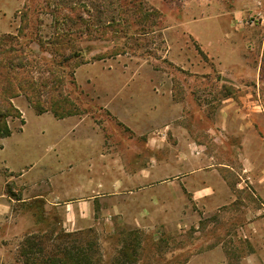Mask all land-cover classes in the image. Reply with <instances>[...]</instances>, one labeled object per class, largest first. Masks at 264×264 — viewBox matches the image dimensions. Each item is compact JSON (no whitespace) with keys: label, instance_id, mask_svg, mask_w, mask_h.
Returning a JSON list of instances; mask_svg holds the SVG:
<instances>
[{"label":"rangeland","instance_id":"374dc122","mask_svg":"<svg viewBox=\"0 0 264 264\" xmlns=\"http://www.w3.org/2000/svg\"><path fill=\"white\" fill-rule=\"evenodd\" d=\"M198 1L241 11L233 41L224 33L200 41L211 54L176 32L183 6ZM112 16L116 23L103 27ZM121 28L131 29L128 39ZM58 31H72L76 41L66 56L47 52ZM9 33L44 58L37 79L55 71L59 82L41 89L44 106L71 110L64 118L77 115L82 127L105 134L104 161L74 169L72 182L55 177L51 184L62 198L94 189L102 195L91 224L72 237L95 264H264V211L253 209L264 202L256 191L264 185V149L241 144L247 120L232 115L249 113L256 118L250 128L264 137V0H24ZM112 64L152 77V92L139 89L104 108L92 81L108 78L100 69ZM8 175L0 168V264H27L34 241L48 251L67 240L66 208L19 201L33 192Z\"/></svg>","mask_w":264,"mask_h":264},{"label":"crops","instance_id":"0c3cea01","mask_svg":"<svg viewBox=\"0 0 264 264\" xmlns=\"http://www.w3.org/2000/svg\"><path fill=\"white\" fill-rule=\"evenodd\" d=\"M23 3L24 0H0V34L9 33L14 15L23 6ZM201 3L198 1L197 5L196 3H187L183 6L176 20V26L179 27V31L176 32H181L182 35L197 41L206 52H209L208 49L200 42L204 39L210 38L216 41L224 33L223 40L233 41L237 34L235 27L241 16V11L225 9L224 12H217L216 9H211V6H203ZM222 20L226 22L224 23ZM221 22L226 25L222 30ZM170 29L172 26H167L164 29L167 39L170 38L172 32ZM170 48L171 46L169 50ZM209 53L211 54V52ZM119 67L120 69L117 70L116 68ZM85 70L83 69V72ZM100 70H107L108 78H105L104 81L97 77L93 78L92 83L95 86L92 88L96 91L97 102L104 108L121 103L122 99L138 96L139 89L147 91L150 86V92L153 90V78L141 75L138 70L128 69L121 64H112ZM116 71L117 74H113ZM86 83L90 86V80H86ZM122 89H127V92ZM14 104L21 111V117L11 119L12 134L0 138V168L9 173L8 180L14 179L19 184L24 183L33 192L31 196H28V199L19 198V201L42 199L45 209L47 206H51V208L63 206L66 208L65 227L67 230L74 232L85 229L83 225H90L93 219L95 200L102 198L99 190L94 189L93 193L78 196L71 193V195H64L62 198L58 196L60 189L51 187V184L53 185L55 177L60 178L63 183H66L68 179L72 182L71 172L74 169L86 166L90 162L104 161L105 134L97 128L82 127L83 121L77 115L59 118L50 111L37 113L23 95L15 98ZM142 110L147 112L146 108ZM28 113L33 119V127H28L26 117ZM232 115L237 118L240 116V120H247V123H242L243 128L239 129L243 132L241 144L250 146L257 142L258 146L264 149V137L260 129L250 128L255 122L251 121L256 118L243 112ZM93 182L99 185L106 181L105 179H93ZM113 183L116 182L113 181ZM256 191L264 201V185L261 187V191L259 189ZM233 196V200H235L236 196ZM254 196H257L256 193ZM58 198H61L59 200H63V202H51ZM78 205L81 206L80 212L75 210ZM253 209L258 213L264 211V202ZM219 261L218 258L214 260L216 264Z\"/></svg>","mask_w":264,"mask_h":264},{"label":"trees","instance_id":"16d2710c","mask_svg":"<svg viewBox=\"0 0 264 264\" xmlns=\"http://www.w3.org/2000/svg\"><path fill=\"white\" fill-rule=\"evenodd\" d=\"M79 2L81 3V1ZM84 7H86L85 4ZM111 8L112 10H117V6ZM70 9L72 11L74 10L73 7ZM68 19L73 21L72 17ZM80 19L83 20L82 17H80ZM116 19V17L112 16L111 19L106 21L107 23L103 25V27L110 23H116ZM60 23L57 21L58 25ZM137 29L138 28H136V30L133 29L132 33L135 34ZM129 30L131 29L128 28L125 30V28H121V32L118 33H123L124 37L128 39L129 32H131ZM71 33L72 31H58L54 38L50 40L49 44L52 47L48 49L47 52L55 56H66L68 50L77 46L75 44L76 41H73L72 38L69 37ZM81 33H83V31ZM18 37L19 35L14 33L0 35V138L10 136L12 134L10 120L21 117V111L14 104V99L21 95L28 99L37 113L52 111L53 114L59 118H64L67 115L73 114V111L67 109H62L60 112L54 105H52L51 108L44 106L45 102L41 99L42 87L48 86L51 81L54 82V84L59 81L56 79L57 77L52 74V72L55 73L52 68H46L48 73L51 72V78H44L43 80L37 79L38 67L43 63L42 61H44V58L39 57L35 49L27 48L19 44ZM76 55L78 57L82 56L83 50L79 49ZM103 58L105 57L102 55L97 57L99 60ZM83 63L85 62L79 61L76 64L78 66ZM50 65L46 63L47 67ZM226 97H231V94H227ZM58 102L59 104L66 105L68 99L62 97ZM81 232L82 231L65 232L64 236L67 237V240L54 245V250L47 251L41 240L40 242L39 240L36 242L34 241L35 244L32 248H35L36 252L33 253L34 256H30L28 253L25 255L28 258L26 259L27 264H95L92 257L81 247L80 239L72 238L74 235L80 234ZM62 237L63 236H61V238Z\"/></svg>","mask_w":264,"mask_h":264}]
</instances>
